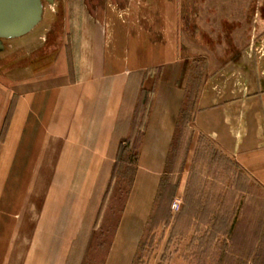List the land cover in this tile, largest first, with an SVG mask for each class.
Listing matches in <instances>:
<instances>
[{
  "label": "crops",
  "instance_id": "0c3cea01",
  "mask_svg": "<svg viewBox=\"0 0 264 264\" xmlns=\"http://www.w3.org/2000/svg\"><path fill=\"white\" fill-rule=\"evenodd\" d=\"M47 1L49 14L63 17L59 50L31 64L26 77L0 72V264L66 263L68 246L58 244L53 254L45 224L30 215L37 186L46 185L44 209L53 200V183L65 190L66 199L69 184L76 185L79 198L86 184L92 196L99 192L101 202L118 144L129 136L127 124L146 90L151 106L134 183L104 264L133 263L165 173L186 85L201 58L192 147L204 136L264 190V23L258 22L259 12L252 29L241 32V38L250 34V42L217 60L209 47L195 43L202 39L196 16L185 10L192 2ZM204 4L211 8L215 1ZM232 4L244 1L225 2Z\"/></svg>",
  "mask_w": 264,
  "mask_h": 264
},
{
  "label": "rangeland",
  "instance_id": "374dc122",
  "mask_svg": "<svg viewBox=\"0 0 264 264\" xmlns=\"http://www.w3.org/2000/svg\"><path fill=\"white\" fill-rule=\"evenodd\" d=\"M42 1L43 18L33 31L19 40H2L5 53L2 58L0 55V72L19 78L26 77L31 64L42 60L45 55L50 56L51 53L53 55L59 50L60 40L64 34L63 17L58 13L52 17L49 14V2ZM184 1L194 4L185 10L189 12V17L196 16V29L200 30L198 36L202 37V39H195L196 45L201 48L209 47L217 60L229 58L236 48L244 47L250 42V34H244L241 38V32H244L243 29L247 26H249L248 30L252 29L250 24L256 12H259L258 22L261 25L264 23V0H243L244 4L238 6L232 4L233 6L228 5L229 7L225 5L227 0H209L215 1L211 8L204 4L208 0ZM256 1H259L258 9ZM206 24L208 28L206 27L207 30L204 32ZM200 60L203 61L202 58ZM199 66L195 65L193 69H197ZM190 127L186 133V141L193 129ZM193 133L192 142L188 147L184 143L185 140L176 141L177 151L171 155L164 181L171 185L178 183L177 189L174 193L169 189V193H166L167 199L162 202L158 210L157 205L154 204V211L145 226L132 264H220L221 247L225 242L230 243L228 238L221 234L217 235V238L213 240L214 250L210 254L200 255L199 241H192V239L203 237L207 227L203 224L193 225L197 221H192L189 226L180 224V227H183V234L178 232L179 228H175V219L184 204V193L189 181L196 188L202 185L206 195L209 192H215L212 184L218 181L223 187V184H228L229 180L226 173H221L217 169L218 164L216 161H212L209 153L202 154V151H199L202 146L199 143L200 136L197 137L194 148L192 147L195 140V132ZM207 141L209 140L207 139ZM130 177V173H127L123 178L118 172L116 183L105 205L103 200L101 202V199L99 200V192H95L92 196L91 190H88L86 184L80 198L79 191L76 194V185L69 184L66 199L65 190H61L59 184L53 183L51 188L53 200L44 209L46 185H38L35 204L30 206V215L31 212L34 214L36 223L45 224L46 238L47 235H50L53 241V254L58 252V244L67 245L65 264H104L130 194L127 196V183ZM184 180L186 182L185 189L183 193H179V186ZM261 192H263L261 189L258 190L254 187L249 193H244L241 197H238V194L236 197L234 205L240 210L238 211L239 223L234 233V243L238 248L237 251L231 249V253L236 254L234 261L226 258L221 264H228L229 261L230 264H235V261L238 259L240 261L252 246L258 244L256 233L258 213L264 206V196L261 195ZM171 193L173 197L169 198ZM75 195H78V199ZM176 199L181 201V209L178 211L172 208ZM44 212H49V214L43 215ZM99 212L102 215L96 226ZM180 231L182 232V230ZM228 250L230 251V249ZM244 261L247 264H252L247 259Z\"/></svg>",
  "mask_w": 264,
  "mask_h": 264
},
{
  "label": "trees",
  "instance_id": "16d2710c",
  "mask_svg": "<svg viewBox=\"0 0 264 264\" xmlns=\"http://www.w3.org/2000/svg\"><path fill=\"white\" fill-rule=\"evenodd\" d=\"M201 76L202 71L201 67L199 66L197 69L192 70L189 77L185 89V97L183 99L179 118L177 120L175 135L168 154L165 171L167 169L171 155L177 151L175 148L176 141L180 142L185 140L186 133H188V128L190 127L189 124L193 118L195 100L199 91ZM150 97V91H142L141 96L136 104L135 112L129 123L131 129L130 134L126 138L122 139L118 144L112 176L103 198L104 205L106 204L114 184L116 183L118 172L123 178L127 173H130L131 175L129 182L127 183V196L133 186L138 164L139 148L151 106ZM8 119L9 116H7L5 121V127ZM5 127L3 128V132ZM193 130L194 129H191V135L189 136L188 140L184 141L187 147L188 145L190 146L192 142L194 135ZM199 140V143L203 146L200 147L199 151H202V154L209 153L211 155L212 161H216L218 164L217 169H219L221 173H226L228 175V184H223L222 187L220 185L221 183L217 181L216 183L212 184L215 192L212 191V193L209 192L205 195L202 185L201 187L196 188L193 187V184L189 181L184 193V204L182 206L181 212L176 216L175 219V228H179L178 232L183 234V227H180V224L182 223L183 226H189L192 221H197V223H194L193 225L199 226V224H203V226L207 227L203 237H200L199 239H192V241H199L198 248L200 255L210 254V252H212L215 248L212 247L214 246L213 240L217 238V235L221 234L222 236L228 238L230 243L228 244L225 242L221 247L222 258L220 260V264L224 262L226 258H229L230 261H234L236 254H232L231 249H235L237 251L238 248L234 243V233L239 223L238 211L240 210V208H237V206L234 205L236 197L238 194V197H241V195L244 193H249V191H251V189L254 187H256L258 190L261 189L263 191L261 192V195L264 196V190L261 187L251 183L243 171L237 166V164H235L230 158L223 155L209 141H207L204 136H200ZM164 176L165 173L161 179L159 191L155 199L157 210L161 207L162 202L167 199L166 193H169V189L172 193H174L178 185V183H176V185L165 183ZM172 193L169 194V198L173 197ZM101 215V212H99L95 224L96 226L100 221ZM180 230H182V232ZM256 230L258 244L252 246L250 251L241 257L240 261L239 259L238 261H235V264H247V262L245 263L244 261L245 259L250 261L252 264H264V206L262 211L258 213V226ZM228 249H230V251ZM230 261L228 264H230Z\"/></svg>",
  "mask_w": 264,
  "mask_h": 264
},
{
  "label": "water",
  "instance_id": "95a60500",
  "mask_svg": "<svg viewBox=\"0 0 264 264\" xmlns=\"http://www.w3.org/2000/svg\"><path fill=\"white\" fill-rule=\"evenodd\" d=\"M42 0H0V50L3 39L27 35L41 22Z\"/></svg>",
  "mask_w": 264,
  "mask_h": 264
},
{
  "label": "built area",
  "instance_id": "2783aa9c",
  "mask_svg": "<svg viewBox=\"0 0 264 264\" xmlns=\"http://www.w3.org/2000/svg\"><path fill=\"white\" fill-rule=\"evenodd\" d=\"M173 210H180L181 209V201L180 199H176L172 205Z\"/></svg>",
  "mask_w": 264,
  "mask_h": 264
}]
</instances>
